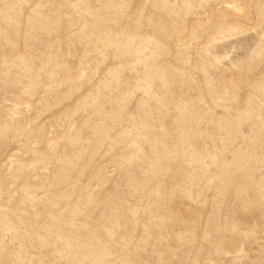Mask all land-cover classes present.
<instances>
[{
  "label": "rangeland",
  "instance_id": "obj_1",
  "mask_svg": "<svg viewBox=\"0 0 264 264\" xmlns=\"http://www.w3.org/2000/svg\"><path fill=\"white\" fill-rule=\"evenodd\" d=\"M0 264H264V0H0Z\"/></svg>",
  "mask_w": 264,
  "mask_h": 264
}]
</instances>
